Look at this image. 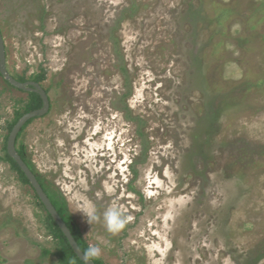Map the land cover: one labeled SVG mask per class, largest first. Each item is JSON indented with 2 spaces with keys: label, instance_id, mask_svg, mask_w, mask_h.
<instances>
[{
  "label": "rangeland",
  "instance_id": "374dc122",
  "mask_svg": "<svg viewBox=\"0 0 264 264\" xmlns=\"http://www.w3.org/2000/svg\"><path fill=\"white\" fill-rule=\"evenodd\" d=\"M0 31L51 102L17 153L96 264H264V0H0ZM35 90L0 68V264H82L8 153Z\"/></svg>",
  "mask_w": 264,
  "mask_h": 264
},
{
  "label": "water",
  "instance_id": "95a60500",
  "mask_svg": "<svg viewBox=\"0 0 264 264\" xmlns=\"http://www.w3.org/2000/svg\"><path fill=\"white\" fill-rule=\"evenodd\" d=\"M7 61V55H6V47H5V41L2 35V32L0 31V68L4 72V76L9 80V82L20 89H27L29 87H35V92L41 97L43 106L42 108L29 112L26 115H24L21 120L17 123V125L14 127L9 141H8V153L11 157L14 158L16 163L19 165L21 170L24 172L28 180L31 182L33 188L35 189L37 195L45 205L48 212L52 215L54 220L57 222L59 227L61 228L63 234L67 238L70 246L72 247L75 254L78 256V258L85 263V260L83 258V250L81 249L80 245L78 244L76 238L74 237L72 231L68 227V225L64 222L61 215L58 213L57 209L53 205L52 201L44 191L43 187L37 180L34 173L31 171L28 165L24 162L23 158L17 153V140L24 129V127L32 120L37 119L38 117H44L48 115L51 109V102L50 98L47 95L46 91L40 87L35 82H27V83H21L18 80L11 77L6 71H5V65ZM89 264H95L93 261H90Z\"/></svg>",
  "mask_w": 264,
  "mask_h": 264
},
{
  "label": "clouds",
  "instance_id": "9594fccd",
  "mask_svg": "<svg viewBox=\"0 0 264 264\" xmlns=\"http://www.w3.org/2000/svg\"><path fill=\"white\" fill-rule=\"evenodd\" d=\"M78 211L85 218L87 224L92 227L97 222L101 223L105 232L110 236L118 235L124 231L127 224L132 219L130 216L125 215L121 207L116 203L109 204L101 213L97 207L89 201L83 205H78ZM95 240L96 243L89 244L83 253L85 264H89L92 260L99 259L103 253V246L107 244L103 236H96Z\"/></svg>",
  "mask_w": 264,
  "mask_h": 264
},
{
  "label": "trees",
  "instance_id": "16d2710c",
  "mask_svg": "<svg viewBox=\"0 0 264 264\" xmlns=\"http://www.w3.org/2000/svg\"><path fill=\"white\" fill-rule=\"evenodd\" d=\"M42 107V100L41 97L37 94H32V100H31V104H30V110H36ZM11 159V158H10ZM12 160V159H11ZM13 161V160H12ZM18 165V164H17ZM20 172L22 173V175L25 177L24 172L20 169ZM68 227L70 228V230L72 231L74 237L76 238L78 244L80 245L81 249L83 250V252L85 251V249L88 247V245H86V243L84 242V239L81 235L80 232H77L75 230V227H73L70 223H67ZM62 232V231H61ZM63 234V232H62ZM64 235V234H63ZM73 250V249H72ZM73 255L74 257L77 259L78 262L82 263L83 262L78 258V256L75 254V252L73 251ZM95 264V260H92Z\"/></svg>",
  "mask_w": 264,
  "mask_h": 264
}]
</instances>
